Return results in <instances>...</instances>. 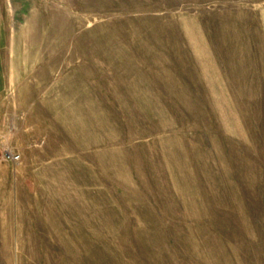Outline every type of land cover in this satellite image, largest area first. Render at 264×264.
I'll return each mask as SVG.
<instances>
[{"label": "rangeland", "instance_id": "rangeland-1", "mask_svg": "<svg viewBox=\"0 0 264 264\" xmlns=\"http://www.w3.org/2000/svg\"><path fill=\"white\" fill-rule=\"evenodd\" d=\"M0 3V264H264V0Z\"/></svg>", "mask_w": 264, "mask_h": 264}, {"label": "crops", "instance_id": "crops-1", "mask_svg": "<svg viewBox=\"0 0 264 264\" xmlns=\"http://www.w3.org/2000/svg\"><path fill=\"white\" fill-rule=\"evenodd\" d=\"M2 22H3V16H2V9H1V3H0V60H1L2 40H3ZM2 84H3V82H2V72H1V63H0V88H1Z\"/></svg>", "mask_w": 264, "mask_h": 264}, {"label": "built area", "instance_id": "built-area-1", "mask_svg": "<svg viewBox=\"0 0 264 264\" xmlns=\"http://www.w3.org/2000/svg\"><path fill=\"white\" fill-rule=\"evenodd\" d=\"M5 158L14 161L19 159V155L14 153H7L5 155Z\"/></svg>", "mask_w": 264, "mask_h": 264}]
</instances>
